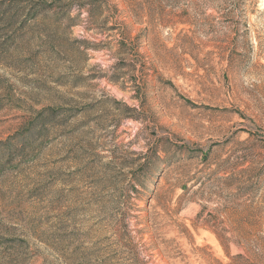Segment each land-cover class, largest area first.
Masks as SVG:
<instances>
[{"label":"rangeland","instance_id":"374dc122","mask_svg":"<svg viewBox=\"0 0 264 264\" xmlns=\"http://www.w3.org/2000/svg\"><path fill=\"white\" fill-rule=\"evenodd\" d=\"M0 264H264V0H0Z\"/></svg>","mask_w":264,"mask_h":264},{"label":"trees","instance_id":"16d2710c","mask_svg":"<svg viewBox=\"0 0 264 264\" xmlns=\"http://www.w3.org/2000/svg\"><path fill=\"white\" fill-rule=\"evenodd\" d=\"M226 179V178H225ZM220 181L222 182V183H224L223 181H224V179L222 178V179H220ZM225 181H227V180H225Z\"/></svg>","mask_w":264,"mask_h":264}]
</instances>
